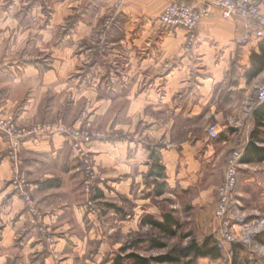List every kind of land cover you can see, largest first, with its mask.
Masks as SVG:
<instances>
[{"label": "crops", "instance_id": "1", "mask_svg": "<svg viewBox=\"0 0 264 264\" xmlns=\"http://www.w3.org/2000/svg\"><path fill=\"white\" fill-rule=\"evenodd\" d=\"M197 1L0 0V46L14 49L12 71L0 74V116L19 113V123L26 126L36 121H60L95 127L99 121L110 131L88 146L107 179L92 194L97 213L87 207L89 198L68 139L38 132L22 141L21 171L44 221L55 229V249L41 241L27 206L10 185L15 170L7 156L6 140L0 136V264L94 263L97 242L101 254L111 249L106 244L110 226L105 219L116 217L113 231H126L153 197L144 176L155 160L164 167L163 181L169 187L175 178L180 181L185 175L181 183L186 191L197 185L205 168L220 163L224 174L228 156L235 152L243 155L254 127L252 114L260 103H253L244 114L243 106L239 101L234 104L233 98L242 92L248 95L251 85L264 81V71L251 82L246 77L252 68L251 57L261 53L264 38L254 36V24L225 19L214 9L213 15L202 21L197 42L187 54L183 47L186 31L161 30L157 21L172 3L193 6ZM110 18L117 25L109 34L107 52L102 54L95 41L89 40ZM246 34H251V40L239 44L238 38ZM48 38L56 42L51 59L55 69L31 71L29 64L34 58L17 54L16 49L35 41L44 45ZM85 39L86 51L81 54L80 43ZM241 49L243 74L212 71L219 56L221 65L215 71L232 63ZM170 61L171 71L159 74L162 64ZM225 108L235 111L230 126L222 125L227 118ZM158 113L163 117H157ZM243 117L247 119L244 122ZM203 119L220 122L219 138L212 140L206 128V133L186 148L189 140L177 139L176 128ZM160 127L167 128L163 132L167 138L171 127L173 141L171 151L161 154L151 144ZM261 164L244 165L249 172L244 181L247 186L254 185L256 175H264V170L251 168ZM215 202L216 192L203 190L193 203L202 211L207 209L209 217ZM210 237L211 247L216 246L214 236ZM242 248L239 244L231 247L235 262L238 253L246 252ZM199 259L218 264L221 258L210 255ZM246 259L249 264H262L254 257Z\"/></svg>", "mask_w": 264, "mask_h": 264}, {"label": "rangeland", "instance_id": "2", "mask_svg": "<svg viewBox=\"0 0 264 264\" xmlns=\"http://www.w3.org/2000/svg\"><path fill=\"white\" fill-rule=\"evenodd\" d=\"M34 35H37L36 32H33V36ZM101 37L102 30H97L94 39L89 40V42L91 43L95 41V48L103 54ZM87 42V39L81 41V54L83 51H86ZM55 44V38H48V41H46L44 45H39V42L35 41L31 44V46L27 48L21 47L17 48L16 50L17 54L19 52H21V54L27 53L28 57L34 58V61L30 62L29 64V69L31 71L38 70L41 72H46L55 69L54 62L51 61ZM183 47L185 50L186 42ZM13 50V48H10L8 46H0V74H9L12 71L13 64L11 63V60H13ZM241 51L242 49L239 51V57L236 56L235 60L232 63L226 62L222 65L223 68L215 71V69L219 67L218 65H221L219 56L216 63L212 65V71L215 74H243L245 69V62L241 57ZM171 63L172 62L170 61L168 63L162 64V67L158 70L159 74H168L167 72L169 70L171 71L172 69ZM83 68L84 67L81 66V71L84 70ZM16 71H19L18 68H16ZM211 72L206 74H211ZM80 74L83 73L81 72ZM263 89L264 81L259 82L254 86L251 85L250 92L248 93V95L245 94V92H242L239 96L233 98L235 100L234 104L238 103L239 101L240 105L243 106V108L245 109L243 110L244 114H247L249 108L252 107V104L259 101V93ZM226 115L227 118L224 119L222 125L230 126V124H233L235 111L225 108V117ZM238 115L239 113H237L236 116ZM153 116H156V114ZM157 117L162 118L163 114L158 113ZM243 118L242 122H244V120H247L246 117ZM0 121H12L15 124L18 132L33 131L34 129L40 127L46 128L51 126H64L66 128H73L79 131H88L92 134L102 136L99 139H103L105 135L110 132L108 129L104 128L102 123H99V121H97L98 125H95V127L89 124H67L66 122L60 121H36L35 123L28 126L21 125L19 123V113L14 112L9 113L5 116H0ZM218 124H220V122L214 123L211 122V119L197 120L193 122V124H191L192 126H189L187 128H176L177 139L179 138L182 141L188 139L189 142H187L188 144H186V148L190 149L195 144L197 138L206 133V128L208 129L210 127H215L219 133L220 128ZM229 128L232 129V127ZM165 130H167V128H157V135H154V139L151 143L155 147V149L158 150L159 153L163 150L171 151V145H173V141H171V127L169 128L170 133L168 138L166 137L167 133L163 134ZM210 143L211 142H209V144ZM87 149L93 160L91 166L94 170V175L96 177L91 194L85 193L83 178L84 175L81 171L79 162H77L79 164V170L83 180V191L85 195L89 198L88 200H92L95 204V201L92 199V194L94 193L95 189L103 186L106 183L107 179L105 175L98 169L94 152L89 147H87ZM246 168L247 167L242 164L238 166L237 184L235 189L231 193L232 201L230 214L228 216L229 223H226L228 225L227 232L231 235L234 241L230 243L228 242V239H223V242L225 243V250L221 251L222 257L218 264H249L247 263V256L248 258L254 257V260L256 259L258 261H261L262 264H264V175H256L255 177L257 179L254 185L247 186L246 182H244L249 174L248 169ZM251 168L264 170V164L258 166H251ZM21 173L23 174L22 171ZM148 174L149 171L144 176V183L147 188L153 189V197H151L150 202L143 204L142 212L139 211V213L136 215L137 218L134 219L133 222H129L126 231H124L123 229L121 231L119 229L113 231L115 227L116 217L110 216L111 219H105L107 220L108 224L109 222H111L109 225L107 224V227L110 226V230H108V232L106 233V235L108 236L106 239V244L111 246V249L109 251L107 250L106 254H101L99 249V243L97 242L94 254L95 262H91V264H114V260L118 256L126 257L130 254H137L142 257L148 258L151 261V264H171L160 263L158 259L166 256H171L173 252L186 248L192 241H196L199 244L209 236H214L217 243V238L221 227L220 221L217 216L219 194L225 182V173L222 174L220 163H217L215 166L211 167L210 170H208V168L202 170L199 175L200 178L197 182V185L192 188H189L186 191L182 187L183 185H185V183H181L183 182L182 179L186 178L185 175H182L183 178H181L180 181L178 178H175L174 181L170 182L169 187L168 184L163 181V179L154 180L150 178ZM23 176L25 177L30 187L27 176H25L24 174ZM101 179L104 180L103 183H101ZM159 186L162 187L163 193L160 196H155V190ZM203 190H212L213 192H216V205L211 204V207L213 208V213L212 215L210 214L209 217L207 216V209L205 211H202L201 208H196L193 203ZM30 194L36 204V207L38 208L37 202L33 198L32 190L30 191ZM128 209L131 210L130 206L128 207ZM91 211L98 212L97 204H95V210ZM38 212L42 218V220H40V225L44 228H47V240L43 239L40 232H36L38 233L41 241L46 243L49 248L55 249L58 244L55 229L52 224L46 223L44 221V217L39 208ZM165 214H170L177 221V226L175 227V236L165 235L159 230L153 228L152 226L142 224V220L146 216L152 215L157 220L162 221V216ZM31 225L34 228L32 220ZM155 244H160V246L158 247ZM236 244L242 245L244 247L242 249L246 252L242 254L238 253L235 262V254H232L231 247ZM182 262L183 264H210L209 261L201 260L199 258L183 259Z\"/></svg>", "mask_w": 264, "mask_h": 264}, {"label": "built area", "instance_id": "3", "mask_svg": "<svg viewBox=\"0 0 264 264\" xmlns=\"http://www.w3.org/2000/svg\"><path fill=\"white\" fill-rule=\"evenodd\" d=\"M264 0H198L197 4L189 6L178 2L172 3L161 14L157 21V25L161 30H169L174 28H182L186 31V47L185 52L191 53L198 39V30L205 18L213 15L214 9H218L225 19H241L245 22L254 24V36L258 39L264 38V12L262 4ZM117 22L113 18L108 19L102 28L101 45L102 52L108 50L107 40L110 32L116 27ZM251 34H246L238 38L239 44L249 42ZM264 101V89L259 93V103ZM50 133L64 136L71 143L72 153L80 164L81 171L84 175V188L86 194H91L94 181L96 179L91 164L93 160L88 152L87 147L102 136L92 134L88 131H79L76 129L66 128L64 126H51L46 128H37L33 131L18 132L15 124L0 121V136L6 140L7 156L15 169V176L11 180V186L14 192L26 204L29 213L32 216V223L36 231L40 232L44 240H47L46 229L40 225L42 220L38 212L35 202L30 194V187L20 171L22 141L25 137L36 133ZM208 136L212 140L219 138V133L215 127L207 129ZM241 153L235 152L227 158V166L225 171V182L220 190L219 205L217 216L220 221V231L217 238V246L221 251L225 250L223 239H228L232 243L234 239L227 232L228 216L231 209V193L236 187L238 180V166L240 165ZM104 180L101 179V183ZM87 207L95 210V204L92 200H88ZM227 236V237H226ZM49 240V239H48Z\"/></svg>", "mask_w": 264, "mask_h": 264}, {"label": "trees", "instance_id": "4", "mask_svg": "<svg viewBox=\"0 0 264 264\" xmlns=\"http://www.w3.org/2000/svg\"><path fill=\"white\" fill-rule=\"evenodd\" d=\"M252 68L246 73L249 82L257 78L264 71V42L261 43V53L253 54L251 57ZM253 128L250 132V141L240 157V164L249 165L255 163H264V101L261 102L253 111L252 114ZM164 167L157 160L153 163L148 176L154 180L164 179ZM162 187L159 186L155 190V196L162 195ZM143 225L152 226L161 233L169 236H175L177 221L170 214L162 216V221L157 220L154 216H146L142 220ZM213 239L207 238L203 247L196 241H192L186 248L173 252L171 256H166L158 259L160 263L183 264V259H198L200 257L212 256L221 258V252L217 246L211 247ZM160 246V244H155ZM114 264H151L148 258L137 254H130L126 257L118 256L114 260Z\"/></svg>", "mask_w": 264, "mask_h": 264}]
</instances>
